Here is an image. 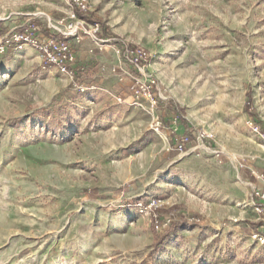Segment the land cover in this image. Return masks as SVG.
<instances>
[{
    "label": "rangeland",
    "instance_id": "obj_1",
    "mask_svg": "<svg viewBox=\"0 0 264 264\" xmlns=\"http://www.w3.org/2000/svg\"><path fill=\"white\" fill-rule=\"evenodd\" d=\"M89 1L107 43L151 52L163 96L137 103L93 68L80 90L29 46L0 55V264H264L249 203L250 182L264 188V0ZM71 8L0 0V28L45 32Z\"/></svg>",
    "mask_w": 264,
    "mask_h": 264
},
{
    "label": "built area",
    "instance_id": "obj_2",
    "mask_svg": "<svg viewBox=\"0 0 264 264\" xmlns=\"http://www.w3.org/2000/svg\"><path fill=\"white\" fill-rule=\"evenodd\" d=\"M72 8L65 16L54 19L46 15L45 32L36 22L27 23L21 27H14L8 31L0 28V55L8 53L11 48H23L29 46L39 52L44 62L50 67L56 68L74 82L80 90L86 87L77 80L78 56L76 44L82 37L90 38L100 49L112 47L118 55V63L112 67L121 81L127 83L128 91L135 101L147 98L155 107L163 94L157 76L151 71V52L143 45H131L126 41L120 44L107 43L109 40L101 38L100 24L91 23L87 19V13L91 9L89 0H71ZM157 95H160L159 97ZM120 99V98H119ZM155 128L159 130L160 121L155 122ZM187 136L176 134L174 137L177 150H184ZM258 177H264L259 175ZM249 203L261 214L264 212V188L252 187L249 195ZM154 203H151L153 206ZM143 204L140 202L139 207ZM260 240L264 242V237Z\"/></svg>",
    "mask_w": 264,
    "mask_h": 264
},
{
    "label": "crops",
    "instance_id": "obj_3",
    "mask_svg": "<svg viewBox=\"0 0 264 264\" xmlns=\"http://www.w3.org/2000/svg\"><path fill=\"white\" fill-rule=\"evenodd\" d=\"M43 27L45 29L46 25ZM88 40L91 41L90 38H88ZM75 44H76V50H77V56H78L77 76L80 73L84 74L87 70H89V68L99 69V70H102V69L103 70H112V67L118 63V60H119L118 55L111 49H105V50L102 49L103 50L102 51L92 41H91V44L88 43L86 45V48H80L79 44H77L76 42H75ZM102 52L111 55V58L110 59H105V58L102 59L103 62L100 65L99 60H101V59H97V58L100 57L98 55H99V53H102ZM252 175L257 179L259 184H263L264 179L261 180V178L258 176L264 175V174H262V173L257 174V173H255V171H253ZM253 180H255V179H253ZM250 183H252L254 186L256 185V183H254V182H250Z\"/></svg>",
    "mask_w": 264,
    "mask_h": 264
}]
</instances>
